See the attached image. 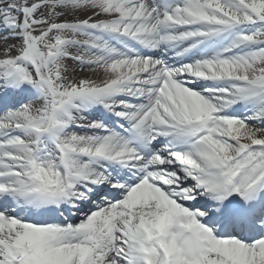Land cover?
I'll use <instances>...</instances> for the list:
<instances>
[{
	"label": "snow or ice",
	"instance_id": "6c2138e0",
	"mask_svg": "<svg viewBox=\"0 0 264 264\" xmlns=\"http://www.w3.org/2000/svg\"><path fill=\"white\" fill-rule=\"evenodd\" d=\"M0 264H264V0H0Z\"/></svg>",
	"mask_w": 264,
	"mask_h": 264
}]
</instances>
